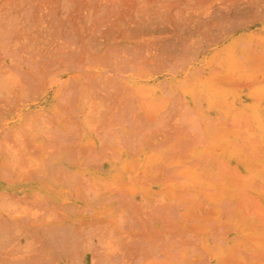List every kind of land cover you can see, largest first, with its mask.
I'll list each match as a JSON object with an SVG mask.
<instances>
[{
  "label": "bare ground",
  "instance_id": "6f19581e",
  "mask_svg": "<svg viewBox=\"0 0 264 264\" xmlns=\"http://www.w3.org/2000/svg\"><path fill=\"white\" fill-rule=\"evenodd\" d=\"M0 264H264V0H0Z\"/></svg>",
  "mask_w": 264,
  "mask_h": 264
}]
</instances>
